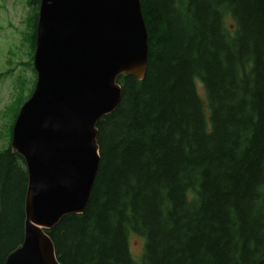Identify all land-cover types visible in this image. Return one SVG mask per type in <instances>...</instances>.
Here are the masks:
<instances>
[{
  "label": "trees",
  "instance_id": "obj_1",
  "mask_svg": "<svg viewBox=\"0 0 264 264\" xmlns=\"http://www.w3.org/2000/svg\"><path fill=\"white\" fill-rule=\"evenodd\" d=\"M139 1L145 76L117 80L119 105L96 126L86 209L46 231L56 258L264 264V0ZM29 5L33 55L40 0ZM10 143L0 150V264L24 237L28 174ZM130 235L143 239L138 260Z\"/></svg>",
  "mask_w": 264,
  "mask_h": 264
},
{
  "label": "water",
  "instance_id": "obj_2",
  "mask_svg": "<svg viewBox=\"0 0 264 264\" xmlns=\"http://www.w3.org/2000/svg\"><path fill=\"white\" fill-rule=\"evenodd\" d=\"M147 57L139 0H40L36 81L10 143L28 174L24 237L4 264H60L45 232L86 209L99 166L97 123L119 105L118 78L144 79Z\"/></svg>",
  "mask_w": 264,
  "mask_h": 264
},
{
  "label": "rangeland",
  "instance_id": "obj_3",
  "mask_svg": "<svg viewBox=\"0 0 264 264\" xmlns=\"http://www.w3.org/2000/svg\"><path fill=\"white\" fill-rule=\"evenodd\" d=\"M32 11L29 0H0V150L11 142L14 106L24 105L36 81L29 47ZM197 89L203 98L199 83ZM128 242L132 258L138 260L143 239L130 235Z\"/></svg>",
  "mask_w": 264,
  "mask_h": 264
}]
</instances>
